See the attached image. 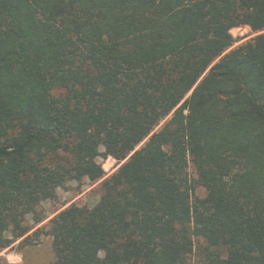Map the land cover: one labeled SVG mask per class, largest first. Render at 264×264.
I'll return each mask as SVG.
<instances>
[{
	"label": "trees",
	"instance_id": "obj_1",
	"mask_svg": "<svg viewBox=\"0 0 264 264\" xmlns=\"http://www.w3.org/2000/svg\"><path fill=\"white\" fill-rule=\"evenodd\" d=\"M45 237L50 264H264V0H0V253Z\"/></svg>",
	"mask_w": 264,
	"mask_h": 264
},
{
	"label": "rangeland",
	"instance_id": "obj_2",
	"mask_svg": "<svg viewBox=\"0 0 264 264\" xmlns=\"http://www.w3.org/2000/svg\"><path fill=\"white\" fill-rule=\"evenodd\" d=\"M231 35L236 40L241 39L240 42H243L252 37V32L247 27H238L231 30ZM100 150L102 151V148ZM98 161L101 163L102 168L104 164L110 166L108 170L103 168L106 176L110 175L118 165L117 161L110 157L104 160L99 158ZM189 175L193 178L195 177L191 168H189ZM78 192H81V194L77 195ZM99 194L96 184L89 186L86 180L82 183L69 181L65 183L63 187L57 189L56 200L42 202L41 208L44 210L45 214L51 218L55 211H58V209L61 210L71 203H75L79 206L85 205L87 207H92L98 201ZM197 194L198 196H204L203 189L198 188ZM200 243L199 245H202V242ZM51 260L52 252L50 240L46 237L42 238L39 244L24 247L20 251H17V249L13 247L12 249H5L0 253V264H50ZM192 261L193 264L199 262L196 252L193 254Z\"/></svg>",
	"mask_w": 264,
	"mask_h": 264
},
{
	"label": "bare ground",
	"instance_id": "obj_3",
	"mask_svg": "<svg viewBox=\"0 0 264 264\" xmlns=\"http://www.w3.org/2000/svg\"><path fill=\"white\" fill-rule=\"evenodd\" d=\"M247 28H248V27H247ZM103 168H104L105 170H108V169L110 168V166H109L108 164H104Z\"/></svg>",
	"mask_w": 264,
	"mask_h": 264
}]
</instances>
